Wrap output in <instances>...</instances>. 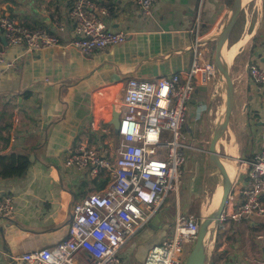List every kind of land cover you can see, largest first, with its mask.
Instances as JSON below:
<instances>
[{
	"label": "crops",
	"instance_id": "1",
	"mask_svg": "<svg viewBox=\"0 0 264 264\" xmlns=\"http://www.w3.org/2000/svg\"><path fill=\"white\" fill-rule=\"evenodd\" d=\"M91 1L106 28L124 31L127 37L121 44L88 56L81 54L80 59L74 55L71 45L73 23L68 13L72 0H0V14L30 27L45 29L60 42L57 47L43 50H28L23 44L6 47L4 58L16 61L14 67L6 70L0 66V155L27 149L31 156L23 177H0V197L13 198L10 216H0V264H27L13 258L53 246L67 237L72 205L99 190L93 180L97 184L107 180L103 174L94 177L87 171L67 168L64 162L69 149L79 140L96 147L110 146L112 136L115 138L108 130L111 106L121 98L125 81L129 78L152 80L187 70L195 42L192 30L196 17L202 20L200 29L204 40L227 10L222 0L217 5L211 0H158L146 15L135 0ZM103 10L105 14L101 13ZM251 12L258 20L256 26L249 32L248 21L241 35L230 44L238 46L234 53L236 95L230 118L237 119L242 131L221 142L222 153L241 159L226 210L240 201L238 191L244 182L247 163L264 141V87L257 90L248 72L249 65H258L264 70V32L258 34L264 0H256L255 10L247 13ZM202 46L199 50L206 63ZM216 81L222 82L220 78ZM206 84L198 85L201 88L194 91L198 92L193 95L192 104L198 102V111L207 106L204 113L214 118L216 113H210L215 107L212 94L208 101L204 100L208 92ZM197 126V123L191 125L192 140ZM69 136V142H61ZM226 144L231 145V153L226 150ZM197 185L191 172L186 190L181 194H167L147 224L134 233L145 230L143 239L138 235L131 243L134 235L119 249V264H143L148 250L171 236L175 215L185 214L192 205ZM261 200L264 203V194ZM263 228L264 220L255 217L220 224L218 233L206 243L205 264L232 261L264 264V241L256 238ZM210 247L212 254L208 255ZM220 252L225 258H220Z\"/></svg>",
	"mask_w": 264,
	"mask_h": 264
},
{
	"label": "built area",
	"instance_id": "2",
	"mask_svg": "<svg viewBox=\"0 0 264 264\" xmlns=\"http://www.w3.org/2000/svg\"><path fill=\"white\" fill-rule=\"evenodd\" d=\"M158 0H135L143 14ZM91 0H72L69 20L73 23L71 45L83 55H91L125 42L127 33L106 28L94 12ZM105 14L106 11H101ZM202 20L194 21L195 42L187 70L152 80L129 78L121 89V98L111 106L109 134L119 145L96 147L79 140L65 158L67 168L87 171L91 176L105 175V186L70 209L67 237L50 247L14 257L27 264H119V249L160 207L167 194H177L186 157L180 144L182 129L196 86L204 85L211 66L204 63L199 47ZM23 44L28 50L57 47L59 39L45 29L30 27L0 14V66L14 67L15 59L6 60V47ZM248 72L257 90L264 87V70L249 65ZM118 113L117 133L111 124ZM248 169L238 191L240 201L230 210L223 209L219 223L224 225L243 217L264 220V141L247 163ZM225 208V207H224ZM13 198L0 197V216L8 217ZM199 228L193 214L178 213L173 219L172 234L153 245L143 264H185ZM264 241V228L256 235ZM229 264H238L232 261Z\"/></svg>",
	"mask_w": 264,
	"mask_h": 264
},
{
	"label": "rangeland",
	"instance_id": "3",
	"mask_svg": "<svg viewBox=\"0 0 264 264\" xmlns=\"http://www.w3.org/2000/svg\"><path fill=\"white\" fill-rule=\"evenodd\" d=\"M222 1L225 2V4L227 5V9L230 8L231 5H228L226 0H222ZM211 3L213 5H217L219 3V0H211ZM232 3H233V0H232ZM253 9L255 10V3L248 10H253ZM248 10L246 11V13L248 12ZM246 13L244 14V16H242V18L230 30V33H229L228 38H227L229 44L232 45L233 41L239 35H241L242 30H243L242 29L243 25L247 26L248 21H250V25L246 29L249 32L253 29L254 25L256 26L255 23L258 20L255 16V13L254 12L247 13L248 16L246 15ZM259 22H260L259 24L261 25V27H260V32L258 31V34L262 35V33L264 32V15L262 17L259 16ZM210 27L211 26L207 27L208 31H209ZM211 35H212V33L208 34V36H206L204 38L205 44H203V46H202V48H205V53H204V55H205L204 57L206 58L205 61L207 64H209L211 66V73L207 79V84H206L207 85L206 88L208 89V92H206V94L204 95L205 96L204 100L207 99V101H208L209 94L210 95L212 94V97L214 98L213 102H214L215 107L213 108V110H211L210 113L213 112L215 114V113H217V108L219 107L220 96H221L222 87H223L224 75L222 77V82L220 84H218L216 81V78H219V77L216 75H217V71H219V67H220L221 63L218 62L216 59L215 49H214L213 43L212 42H206L211 37ZM72 50H73L74 55L77 58H80V59L82 58L81 56L83 55V53L79 50V48L72 45ZM95 86H96V84L91 85L87 89V91H90ZM198 87H200V86H196V88H198ZM196 88H195V91H196ZM197 92H194V95H195V93L197 95ZM197 105H198V102H197V104H192L191 102L188 103V110L186 113V120L187 121L185 120V123H184L182 129L180 130L181 137H180L179 142L183 146L182 150L185 154L186 160H185L184 164L182 165L183 166L182 169L184 168V171L182 172L181 186H180L178 193L181 194V192L186 190L187 181H188L190 173L192 172L193 177L196 179V182L198 185H197V189H195V191L193 192V196L195 198H194V200H192V205L185 212H186V214L195 215L200 220V218L203 216V214L211 207L210 206L208 208H204V206L207 204L209 198H211V197L213 198L212 192H213V190H214V188H215V186L219 180L214 175L215 171L212 169V161L210 160V157H209L208 153L206 152L208 149V142L210 140V137L212 135V131L214 128L216 115L214 118L212 116H209V115L207 116L204 113L207 106H203L201 111H198ZM198 112H200V115L198 114ZM200 116H201V119L198 120V118H200ZM192 123L193 124L197 123V125H198L197 130L194 132V139L193 140L190 138V131H191ZM241 131H242V128H238L237 119H235L233 117L229 118L228 123L226 124V126L222 130V133L220 135V138H219V141L217 144L219 151L223 152L221 142H223L227 138L232 137L234 135L237 136L238 133ZM70 138H71L70 136L64 137L63 141H61V142L67 143L70 141ZM118 145H119L118 138L117 137L114 138L112 136V140H111L112 148L114 149ZM234 164L236 165V167L238 169L241 168V162L234 161ZM71 170H75V169H71ZM202 202L204 203L203 207H202ZM200 204H201V207H200ZM255 218H257V217H255ZM219 226H220V223L218 220H216V225L213 224L212 227L210 228V231H209V234L207 237V242L211 241L213 236L218 233ZM140 231L136 235L134 234L135 236L133 235L134 237H132V239L130 240L131 243H134V240L137 238L138 235H141V239H143V237L147 234V232L145 230L141 231V232ZM134 247L136 248V245ZM191 248H192V245H190V250H191ZM211 248L212 247H210V250H208V255L212 254ZM221 251H222V249H221ZM220 253H221L220 258H225V254L222 252H220Z\"/></svg>",
	"mask_w": 264,
	"mask_h": 264
},
{
	"label": "water",
	"instance_id": "4",
	"mask_svg": "<svg viewBox=\"0 0 264 264\" xmlns=\"http://www.w3.org/2000/svg\"><path fill=\"white\" fill-rule=\"evenodd\" d=\"M255 2L256 0H233L230 8L223 13L220 21L214 27L211 37L206 41L213 43L216 59L221 63V66L225 68L219 107L217 108L214 128L208 142V149L206 151L212 163L216 160L224 167L225 180L222 185L219 199L203 214L199 220L197 237L190 252L188 253L185 264H205L206 243L210 231V223L213 219L219 220L220 218L221 212L226 205L237 174L234 161L241 160L227 156L226 154L220 152L217 147L222 130L228 123L233 110L237 85L234 54L232 52V47L226 38L225 31L228 28L232 29ZM203 44H205V40L197 42L195 45L200 47ZM85 78L86 77L83 78V81ZM191 103H194V100H192ZM118 123V113H115L111 121L115 134L117 133ZM9 260L12 261L10 254Z\"/></svg>",
	"mask_w": 264,
	"mask_h": 264
},
{
	"label": "trees",
	"instance_id": "5",
	"mask_svg": "<svg viewBox=\"0 0 264 264\" xmlns=\"http://www.w3.org/2000/svg\"><path fill=\"white\" fill-rule=\"evenodd\" d=\"M228 5H231L232 0H226ZM31 156L27 149L21 151L10 152L9 154L0 155V177L4 179L21 178L23 177L30 166ZM107 180L93 183L98 189L105 186Z\"/></svg>",
	"mask_w": 264,
	"mask_h": 264
},
{
	"label": "bare ground",
	"instance_id": "6",
	"mask_svg": "<svg viewBox=\"0 0 264 264\" xmlns=\"http://www.w3.org/2000/svg\"><path fill=\"white\" fill-rule=\"evenodd\" d=\"M230 30H231L230 28L226 29V31H225L226 38H228ZM237 47H238L237 45L235 47L234 46L232 47L233 54L237 50ZM224 72H225V68L220 65L219 71H217V75L216 76H218L221 81H222V77H223V73ZM226 150H228V152H230V153L233 151L231 149V145H227V144H226ZM230 153H228V154H230ZM212 169L215 171L214 175L218 178L219 181L216 184L215 191L213 190V192H212L213 198L212 197L209 198V200H208L207 204L204 206V208H208V207L212 206L219 199L220 194H221L222 185H223L224 180H225V170H224V167L222 166V164H220L218 161L214 160L213 163H212ZM213 224L216 225V219H213L211 221L210 228L212 227Z\"/></svg>",
	"mask_w": 264,
	"mask_h": 264
}]
</instances>
